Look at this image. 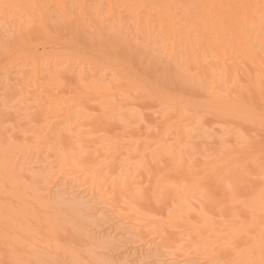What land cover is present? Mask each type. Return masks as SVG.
<instances>
[{
    "label": "bare ground",
    "instance_id": "bare-ground-1",
    "mask_svg": "<svg viewBox=\"0 0 264 264\" xmlns=\"http://www.w3.org/2000/svg\"><path fill=\"white\" fill-rule=\"evenodd\" d=\"M259 3L0 0V262L258 261L259 17L156 6Z\"/></svg>",
    "mask_w": 264,
    "mask_h": 264
},
{
    "label": "snow or ice",
    "instance_id": "snow-or-ice-1",
    "mask_svg": "<svg viewBox=\"0 0 264 264\" xmlns=\"http://www.w3.org/2000/svg\"><path fill=\"white\" fill-rule=\"evenodd\" d=\"M44 7L38 4L32 5H18V4H3V24L5 27L6 34L13 30V22L16 19L15 14H13L12 10H19L21 8H29L32 9L37 14L42 16V13H39V10ZM156 7L162 8H182L189 7L193 9H207L209 13L212 15V19L214 21L219 20V16L215 13L217 8H225V9H233L234 10V19L237 22L240 29L244 32H247L248 25H254V18L256 16L259 17L260 20V30L261 35L264 37V0H260L259 4H238V5H160ZM199 15V13H197ZM178 23L184 24L186 23V18L184 16L180 17ZM195 27V25H193ZM261 49L264 51V39H262ZM15 156L14 154H10L6 151L4 165L6 174L11 172L15 167ZM264 166V165H262ZM262 208H264V193H262ZM248 255L251 257L253 255V251L251 249L248 250ZM0 264H5V262H0ZM6 264H29V262L25 261H8ZM229 264H264V230L261 232L260 238V259L257 261L253 258L248 259H236L230 261Z\"/></svg>",
    "mask_w": 264,
    "mask_h": 264
},
{
    "label": "rangeland",
    "instance_id": "rangeland-1",
    "mask_svg": "<svg viewBox=\"0 0 264 264\" xmlns=\"http://www.w3.org/2000/svg\"><path fill=\"white\" fill-rule=\"evenodd\" d=\"M13 29H14L15 32H16L17 29H18V26H16V25L13 24ZM0 92L2 93V91H0ZM1 93H0V94H1ZM1 95H3V93H2ZM1 95H0V96H1ZM2 97H3V96H2ZM2 97H0V100H1ZM56 198H66V197H64L63 195H59V196H57ZM95 242H97V240H96ZM59 244H60V243L55 242V245H56V246H59ZM2 251H3V250H2ZM53 260L56 261V259H54V258H53ZM99 262H100V264H107V261L104 260V259H101ZM79 264H80V263H79Z\"/></svg>",
    "mask_w": 264,
    "mask_h": 264
}]
</instances>
